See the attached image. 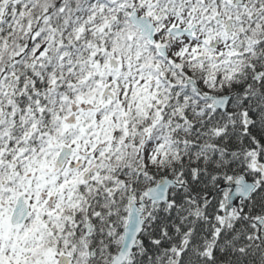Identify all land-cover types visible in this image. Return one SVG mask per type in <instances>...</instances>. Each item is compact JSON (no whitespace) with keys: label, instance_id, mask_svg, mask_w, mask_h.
Returning a JSON list of instances; mask_svg holds the SVG:
<instances>
[{"label":"snow or ice","instance_id":"snow-or-ice-1","mask_svg":"<svg viewBox=\"0 0 264 264\" xmlns=\"http://www.w3.org/2000/svg\"><path fill=\"white\" fill-rule=\"evenodd\" d=\"M0 264H264V0H0Z\"/></svg>","mask_w":264,"mask_h":264}]
</instances>
